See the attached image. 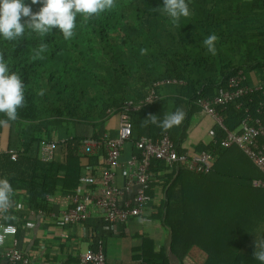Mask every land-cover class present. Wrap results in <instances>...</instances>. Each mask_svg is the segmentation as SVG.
<instances>
[{"label":"trees","instance_id":"16d2710c","mask_svg":"<svg viewBox=\"0 0 264 264\" xmlns=\"http://www.w3.org/2000/svg\"><path fill=\"white\" fill-rule=\"evenodd\" d=\"M186 3L189 16L175 25L156 9L162 0H114L113 7L102 13L90 17L77 14L70 40L55 29L43 37L26 31L14 41L0 39V57L10 71L21 77L25 96L23 107L17 110V120L0 126V133L7 127L6 146L0 149V179H6L13 189L10 201L14 194L22 192L29 210L48 212L47 197L55 192L58 183L63 192L79 185V148L86 129L92 130V138L101 139L99 126L117 113L124 101L143 99L155 82L175 79L182 83L158 85V98L130 115L132 132L139 137L157 138L169 131L176 152L182 153L180 146L192 116L200 110L199 100L213 98L237 71L248 77L246 82L251 73L264 72V0ZM31 7L35 12L39 5ZM213 33L218 37L215 55L203 44ZM41 43L47 45L46 51L34 58V50ZM141 48L146 49L143 55ZM260 103L264 104V98L254 92L227 104L222 111L224 126L237 129L245 109L264 125V105L260 108ZM176 109L185 113L178 126L163 130L145 121L149 115H157L159 121ZM0 118H4L2 114ZM211 132L216 141L223 137L215 123ZM211 132L209 142L195 152L208 151L218 156L226 150L213 145ZM52 140L65 150L62 163L39 159V147ZM9 150L18 153L16 159L10 158L6 152ZM158 165L161 169L162 163L152 160L150 169L156 170ZM212 170L214 167L210 173ZM250 181L246 179L244 184L250 186ZM258 191L264 196V189ZM3 221L14 224L11 219ZM162 223L169 227V246L179 260L194 248L196 254L192 256L200 264H260L254 257L239 253L246 237H240L231 248L221 239L200 242L198 235L189 237L187 221L179 223L182 229ZM156 257L154 264H170L162 253Z\"/></svg>","mask_w":264,"mask_h":264},{"label":"crops","instance_id":"0c3cea01","mask_svg":"<svg viewBox=\"0 0 264 264\" xmlns=\"http://www.w3.org/2000/svg\"><path fill=\"white\" fill-rule=\"evenodd\" d=\"M263 76L264 72L251 73L247 83L253 86ZM118 118L119 113H114L99 126L101 139L115 137ZM213 125L211 117L200 110L196 112L186 130V139L181 143L182 153H193L200 145L207 144ZM91 131L89 127L86 129V138L91 137ZM166 132L169 135V131L162 134ZM0 134L6 136L3 145L0 137V149L4 150L7 127ZM133 135L139 137L134 132ZM79 149L82 155L81 173L84 167H90L88 174L91 179L87 186L95 190L99 187L100 171L105 165V153L100 146L93 147L89 154L84 153L82 146ZM133 151L132 143H125L121 149L120 163H125ZM212 155L215 165L208 176L185 171L176 164L168 166L163 161H160L161 169L159 165L156 170L149 168V201L143 215L115 225L114 230H109L93 210L80 224L60 225L61 215L69 206L65 195L72 192H63L59 188L61 183L47 197L48 212L29 210L25 194L17 192L12 196L9 208L3 212V220L11 219L17 226L18 247L28 257L29 264H78L79 255L97 241H101L105 264H154L153 260H157L156 256H160V253L170 264H200L192 256L196 254L194 248L182 256V260L177 258L169 246V227L163 221L177 229H182L179 223L187 221L191 228L189 237L198 235L200 242L204 239H221L231 248L237 245L240 237H246L239 253L254 257L255 241L264 237V196L258 191L264 188H255L251 182L264 180L262 174L234 146L226 148L221 155ZM65 156V150L60 146L55 151L53 161L62 163ZM249 178L250 186H246L244 183ZM114 181L117 185H122L124 181L119 170L115 172ZM10 245L11 238H8L0 246V264H5L3 254Z\"/></svg>","mask_w":264,"mask_h":264},{"label":"built area","instance_id":"2783aa9c","mask_svg":"<svg viewBox=\"0 0 264 264\" xmlns=\"http://www.w3.org/2000/svg\"><path fill=\"white\" fill-rule=\"evenodd\" d=\"M181 83L175 79L155 82L143 99L124 101L116 111L119 118L115 137H103L98 140L88 137L83 140L82 149L86 154L91 153L93 147L103 148L105 165L101 168L99 187L95 190L87 186L91 179L88 174L90 167H84L79 185L65 195L69 206L61 215L60 225L80 224L88 218L91 210L99 214L109 230H114L115 225L123 224L130 218L141 217L149 201L147 190L151 181L149 168L152 160L163 161L168 166L176 164L194 174L210 173L214 160L211 152L177 153L167 132L157 138L135 137L132 132L130 115L158 98L156 87ZM254 92H259L264 98V76L260 82L251 86L246 82V75L242 71H237L228 78L225 87L217 90L213 98L201 99L197 105L200 112L211 117L217 128L223 132V137L219 141L215 140V135L211 132L213 144L217 143L224 149L232 146L238 148L264 176V125L260 119L250 115L248 109H245L238 129L228 130L222 118V111L227 104ZM263 105L260 103L259 107ZM127 142L132 143L137 153L132 154L122 164L121 149ZM57 148L56 140L42 144L38 149L39 159L43 162L52 161ZM6 152L12 160L17 158L16 151ZM118 170L124 179L122 185H117L114 181L115 172ZM251 183L255 188H264V180H253ZM7 209H0V246L6 239L11 238V245L3 254L5 264H29L28 257L18 247L16 225L3 221V212ZM78 264H105L101 241H97L93 247L81 253Z\"/></svg>","mask_w":264,"mask_h":264},{"label":"clouds","instance_id":"9594fccd","mask_svg":"<svg viewBox=\"0 0 264 264\" xmlns=\"http://www.w3.org/2000/svg\"><path fill=\"white\" fill-rule=\"evenodd\" d=\"M39 5L33 11L31 5ZM114 0H0V39L14 41L25 34L26 31L36 33L41 37L59 31L65 40H70L75 28L77 14L86 17L96 15L113 7ZM163 15L169 18L173 25L182 17L189 16V7L186 0H162V5L156 7ZM218 37L209 34L203 44L212 55L216 54L215 42ZM47 45L41 43L34 50V58H39L46 51ZM146 49L141 48L143 55ZM25 103L24 83L21 77L10 71L8 63L0 57V126H7L10 121L17 120V110ZM185 113L176 111L167 113L161 120L157 115H149L145 121L157 125L163 130L170 129L182 123ZM13 189L6 179H0V209H7L9 197ZM253 256L260 264H264V237L255 241Z\"/></svg>","mask_w":264,"mask_h":264},{"label":"rangeland","instance_id":"374dc122","mask_svg":"<svg viewBox=\"0 0 264 264\" xmlns=\"http://www.w3.org/2000/svg\"><path fill=\"white\" fill-rule=\"evenodd\" d=\"M1 136V144L3 145L4 140H6L5 134H0Z\"/></svg>","mask_w":264,"mask_h":264}]
</instances>
